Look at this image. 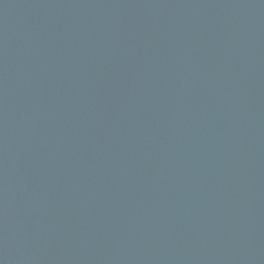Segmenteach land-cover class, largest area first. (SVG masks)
<instances>
[{
	"label": "water",
	"instance_id": "obj_1",
	"mask_svg": "<svg viewBox=\"0 0 264 264\" xmlns=\"http://www.w3.org/2000/svg\"><path fill=\"white\" fill-rule=\"evenodd\" d=\"M0 264H264V0H0Z\"/></svg>",
	"mask_w": 264,
	"mask_h": 264
}]
</instances>
